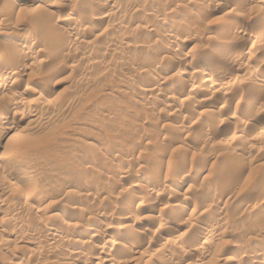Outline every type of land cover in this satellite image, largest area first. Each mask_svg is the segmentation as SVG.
I'll return each instance as SVG.
<instances>
[{
  "label": "rangeland",
  "instance_id": "rangeland-1",
  "mask_svg": "<svg viewBox=\"0 0 264 264\" xmlns=\"http://www.w3.org/2000/svg\"><path fill=\"white\" fill-rule=\"evenodd\" d=\"M46 1L0 0V264H264V41L252 40L264 39V0ZM66 16L75 24L58 29ZM191 63L215 81L186 75ZM178 214L188 227L158 230ZM127 215L130 228L118 223ZM89 228L117 243L84 239ZM135 241L145 255L133 261Z\"/></svg>",
  "mask_w": 264,
  "mask_h": 264
},
{
  "label": "bare ground",
  "instance_id": "bare-ground-1",
  "mask_svg": "<svg viewBox=\"0 0 264 264\" xmlns=\"http://www.w3.org/2000/svg\"><path fill=\"white\" fill-rule=\"evenodd\" d=\"M35 0H33V2H34ZM39 1V0H38ZM43 2H44V0H42ZM46 1V0H45ZM49 1V0H48ZM48 1H46V3H48ZM25 2V1H24ZM20 3V2H19ZM34 3H37V2H34ZM45 3V2H44ZM43 3V4H44ZM24 4V3H23ZM33 4V3H32ZM50 4V3H49ZM14 5V4H13ZM101 5V4H100ZM221 5V4H220ZM16 7H21V5H19L18 3L15 5ZM23 6V5H22ZM26 6H27V4H26ZM33 6V5H32ZM105 6H106V4H105ZM105 6H102V9H106L105 8ZM108 6H109V4H108ZM228 6V5H227ZM227 6L224 4V5H222V7L220 8V10H221V12H222V10H227ZM25 7V6H24ZM42 7V6H41ZM45 7V6H44ZM52 7H53V4H52ZM67 7H69V6H67ZM67 7L66 6H64V4H63V6L60 8V10L61 11H66V12H68V10H67ZM126 8V7H125ZM150 8H152L151 7V5H147V6H145V10L146 11H149L148 9H150ZM16 9V8H15ZM37 9H39V6H37ZM41 9V8H40ZM44 9V8H43ZM19 10H20V8H19ZM25 10V9H24ZM34 10V9H33ZM36 10V9H35ZM151 10V9H150ZM13 11H14V9H13ZM101 11H103V10H101ZM154 11V10H153ZM159 11V10H158ZM228 11V10H227ZM144 12V11H143ZM155 12V11H154ZM95 13V12H94ZM123 13V12H122ZM121 13V14H122ZM70 14V13H69ZM155 14V13H154ZM227 14H228V12H227ZM227 14H223L224 16H226ZM93 16H94V14H93ZM159 16V15H158ZM170 16V15H169ZM71 17V16H70ZM69 16H66V17H64V18H60V17H58V19H57V24H58V26H59V28L58 29H61V30H64L66 27H68V26H71V25H73V24H75V20L73 19V18H70ZM96 17V16H95ZM103 17V16H102ZM154 18V17H153ZM157 18V17H156ZM163 19V18H162ZM165 20H167V19H165ZM93 21V20H92ZM99 21V20H98ZM164 22V21H163ZM96 24V23H95ZM234 24V23H233ZM167 25V24H166ZM192 25V24H191ZM194 26V25H193ZM246 26V25H245ZM87 28V27H86ZM192 28V26H189L186 30L187 31H185L186 33H184V34H186V35H189L190 34V32H191V29ZM235 30H234V33L233 34H235L234 36L235 37H238V39L239 38H243V36H246L247 37V35L246 34H248L247 32H246V30L244 29V28H242V26L241 27H239L238 25L236 26L235 25ZM68 29H69V27H68ZM89 29H91V31H95L96 29H97V27L95 26V25H91L90 27H89ZM17 30V29H16ZM75 30V29H74ZM73 30V31H74ZM18 31V30H17ZM72 31V30H71ZM79 31V30H78ZM85 32V31H84ZM127 33V32H126ZM262 34V33H261ZM2 35V34H1ZM16 35V34H15ZM186 35H184V37L183 38H185V36ZM260 35V34H259ZM258 34L255 36V37H253L252 38V40H254V42L253 43H258V42H262V41H264V39H263V37L261 38L260 36H259ZM163 36V35H162ZM191 36V35H190ZM232 36V35H231ZM250 36H252V35H250ZM262 36H264V35H262ZM67 37V36H66ZM170 37V36H169ZM192 37V36H191ZM68 38V37H67ZM66 38V39H67ZM117 38V37H116ZM186 38H188V37H186ZM225 38V37H224ZM233 39H235L234 37H232ZM60 39H62V38H60ZM171 39H173V38H171ZM170 39V40H171ZM189 39V38H188ZM188 39H186L187 41H185V43H187L188 41H190V40H188ZM228 39V38H227ZM229 39H231L230 37H229ZM238 39H236V40H238ZM244 39V38H243ZM248 39H250V38H248ZM26 40V39H25ZM109 40V39H108ZM111 40V39H110ZM183 40V39H182ZM241 40V39H240ZM245 40V39H244ZM247 40V39H246ZM58 41H60V40H58ZM63 41V40H62ZM60 42L59 44H63V42L65 41H63V42ZM68 41V40H67ZM117 41L118 40H116V41H113V43L115 42L116 44H118L117 43ZM172 41V40H171ZM184 41V40H183ZM231 41H232V39H231ZM26 42V41H25ZM66 42V41H65ZM110 42V41H109ZM119 42V41H118ZM191 43L193 42V41H190ZM189 42V43H190ZM29 43V42H28ZM58 43V42H57ZM68 43V42H67ZM102 43V42H101ZM26 44V43H25ZM103 44V45H102ZM101 45H102V47L104 46V44L105 43H102ZM106 44H108V43H106ZM172 44V43H171ZM174 44V43H173ZM176 44H177V42H176ZM184 44V43H183ZM228 44V43H227ZM98 45H99V43H98ZM108 45H110V44H108ZM108 45H105L106 47H107V49H108ZM175 45V44H174ZM231 45V44H230ZM23 46V45H22ZM27 46V45H26ZM30 46V45H29ZM57 46V44L54 46V47H56ZM34 47V46H33ZM99 47H100V45H99ZM110 47H111V45H110ZM23 48V47H22ZM26 48V47H25ZM60 48V47H59ZM101 48V47H100ZM31 49H33V48H31ZM53 50H51L50 52H47V54H45V55H50V54H52V53H54V51H56V49L55 48H52ZM58 49V48H57ZM106 48H104V50H105ZM27 50V49H26ZM59 50V49H58ZM160 50V49H159ZM221 51V50H220ZM21 52V51H20ZM158 52V51H157ZM157 52H156V50L154 51L153 50V53H152V57L153 56H156V54H157ZM178 52V55L180 56V58H182V59H187V57H189L188 56V53H186V52H184V50L182 49V50H178L177 51ZM209 52V51H208ZM226 52V51H225ZM40 53H42V52H40ZM158 53H160V51L158 52ZM211 53H213V52H210L209 54H207V53H204V55H202V58H204L205 60L207 59V60H209V62L211 61H215V58L218 56H214V55H216V54H211ZM215 53H218V52H215ZM221 53V52H220ZM14 54V53H13ZM16 54V53H15ZM122 54V53H121ZM20 55H21V53H20ZM223 55V54H222ZM19 56V55H18ZM124 56V55H123ZM179 56H176V57H179ZM219 56H220V54H219ZM50 57H51V55H50ZM192 57V56H191ZM190 57V58H191ZM221 57L222 56H220L219 58L221 59ZM128 58V57H127ZM179 58V59H180ZM189 58V59H190ZM224 58V57H223ZM227 58V57H226ZM13 59V58H12ZM18 59V58H17ZM48 59V58H47ZM124 59V58H123ZM131 59V58H130ZM204 59H202L203 61H204ZM175 60V59H174ZM178 60V59H177ZM198 60V59H197ZM202 60H199V61H202ZM221 60H223V59H221ZM221 60H219V61H221ZM232 60V61H231ZM12 61H14V60H12ZM117 61V60H116ZM141 61V60H140ZM182 61V60H181ZM186 61H188V60H186ZM202 61V62H203ZM16 64H14V67H13V69H12V75L10 76V77H7L6 79H5V81H6V83L8 84V83H10L11 81H12V79H14L13 77H14V75H16L17 74V72L18 71H16V70H19L20 71V67H21V65H20V63L18 62L17 63V61H14ZM137 62V61H136ZM185 62V61H184ZM204 62H206V63H208V61H204ZM217 62H218V59H217ZM230 62H233V64H235V62H236V60H234L233 58H231L230 59ZM229 62V63H230ZM147 63V62H146ZM140 63L139 62V64H138V62H137V64H138V67H139V69L140 70H149V69H151L152 68V65L153 64H151V66L150 65H148L149 63ZM181 63V62H180ZM198 63V62H197ZM200 63V62H199ZM134 64V63H133ZM136 64V63H135ZM13 65V64H12ZM16 65V66H15ZM34 65V64H33ZM158 65V64H157ZM202 65V64H201ZM74 66V65H73ZM110 66V65H109ZM133 66V65H132ZM108 67V66H107ZM137 67V66H136ZM154 67H155V65H154ZM191 67H192V69H191V72H190V74H186V75H188V76H191L192 77V75H194L195 76V74H196V76L197 75H199L200 76V78H202V79H205L204 81H207V82H209L210 80H211V77H212V75L210 76L209 75V73L207 74L205 71H204V69L205 68H207V67H200V64L199 65H195V63H191ZM105 68V67H104ZM224 68H226L225 66H224ZM27 69H28V67H27ZM106 69V68H105ZM134 69V68H133ZM137 69V68H136ZM220 70H222L221 68H219ZM9 70V69H8ZM208 70V69H207ZM108 71V70H107ZM151 71V70H150ZM227 70H225V72L224 71H220V72H217V77H218V80L217 81H225L226 80V75H228L227 74V72H226ZM109 72V71H108ZM25 73V72H24ZM231 73V72H230ZM184 74V73H183ZM212 74V73H211ZM18 75V74H17ZM22 75V74H21ZM137 76V75H136ZM210 77V78H209ZM41 78V77H40ZM199 78V79H200ZM42 79V78H41ZM213 79V78H212ZM42 81V80H41ZM213 81H215V79L214 80H212V81H210V82H213ZM5 83V82H4ZM13 83H15V82H13ZM123 83V82H122ZM120 84H121V82H120ZM119 84V85H120ZM5 85V84H4ZM12 85V84H11ZM122 85V84H121ZM124 85V84H123ZM14 86H15V84H14ZM157 85L156 84H154V85H151L150 86V89H149V91H148V89H147V91H146V93H149V92H151L152 93V91H154V90H156L158 87H156ZM11 87V86H10ZM31 88V87H30ZM29 88V89H30ZM114 88V87H113ZM120 88V87H119ZM119 88H117V89H119ZM116 89V90H117ZM28 90V89H27ZM121 89H119V91H120ZM201 90V89H200ZM30 91V90H29ZM32 91V90H31ZM30 91V92H31ZM115 91V90H114ZM123 91V90H122ZM121 91V92H122ZM204 91V90H203ZM34 92V91H33ZM117 92V91H116ZM201 92V91H200ZM35 93H37V92H35ZM202 93V92H201ZM196 94V93H195ZM198 95H199V93H197ZM194 95V94H193ZM195 96V95H194ZM147 98V97H146ZM150 98V97H149ZM218 100V99H217ZM225 100V99H224ZM223 100V101H224ZM148 101V100H147ZM221 99H219V101H216L215 103H216V105L217 106H221V109H222V107H223V104H225L224 102H223ZM227 101V100H226ZM228 102V101H227ZM226 102V103H227ZM215 105V104H214ZM227 105V104H226ZM225 106V105H224ZM147 107H149V105L147 106ZM173 107V106H172ZM216 107V106H215ZM7 108H9V107H7ZM7 108H5V107H3L2 108V111L3 112H7L8 113V111H9V113H10V111H11V109L10 110H8ZM15 109V108H14ZM172 109V108H171ZM173 110V109H172ZM142 111V110H141ZM31 113H34L33 111H31ZM5 114V113H4ZM36 114V113H35ZM33 115V117H35L36 118V115ZM190 114V113H189ZM7 115V114H6ZM175 115V114H174ZM191 115L192 114H190V116H185V120H186V122H190L191 123ZM38 117H39V115H38ZM37 120V119H36ZM53 122V121H52ZM185 122V121H184ZM183 122V123H184ZM192 122H193V120H192ZM217 124V123H216ZM215 124H213V126H214ZM218 125V124H217ZM248 125H251L250 123H248ZM179 128V127H178ZM177 128V131H179L180 130V133H181V130L182 129H178ZM182 128V127H181ZM183 133V132H182ZM4 135V134H3ZM3 135H0V141H1V139H3ZM182 135V134H181ZM13 136V135H12ZM206 136V135H205ZM203 138V137H202ZM179 140H181L180 138H179ZM205 140V139H204ZM2 143V142H1ZM120 143V142H119ZM190 147H192V146H190ZM126 148V146H124L122 143L121 144H114V145H112L108 150H107V152L105 153V156H107V155H113V154H116V153H118V154H120V152H123L124 151V149ZM131 149V148H130ZM129 149V150H130ZM117 155V154H116ZM143 156V155H142ZM115 157V156H114ZM241 171H244V169H242ZM44 184V183H43ZM46 184H48V183H46ZM45 185V184H44ZM27 187H28V189H29V187H31V184L30 183H27V185H26ZM50 186V185H49ZM46 187V186H45ZM145 187V189L146 188H148V186H144ZM150 187V186H149ZM47 188V187H46ZM166 188V187H165ZM44 189V188H43ZM64 188H59V190L58 191H61V190H63ZM66 189V188H65ZM30 190V189H29ZM50 190V189H49ZM131 190V189H130ZM144 190V189H143ZM36 191V190H35ZM96 193H97V195H99V196H102V194H104V192H105V190H103V189H99V187H98V189H96V191H95ZM230 192V191H229ZM86 193V192H85ZM108 193V192H107ZM161 193V192H160ZM231 193V192H230ZM16 193L14 192V193H11V194H9V195H7V198L5 199L7 202H15L16 201V195H15ZM105 194H106V192H105ZM68 195V194H67ZM229 196H230V194H228V192H224L222 195H221V197L222 198H224V199H222V200H226V199H229ZM53 197V196H52ZM64 197V196H63ZM47 198V197H46ZM231 198V197H230ZM65 199V198H64ZM42 201V200H41ZM58 201V200H57ZM228 201V200H227ZM5 202V201H4ZM7 202H5V203H7ZM43 202H44V200H43ZM4 203V204H5ZM49 204V203H48ZM2 205V204H1ZM8 205H10V204H8ZM7 205V206H8ZM5 206V205H4ZM182 205H180V207H181ZM40 207V206H39ZM39 207H37V208H33L34 210H39ZM43 207V206H42ZM180 207H178V208H180ZM7 208V207H6ZM44 208V207H43ZM182 208H184L183 206H182ZM182 208H180V209H182ZM33 210V211H34ZM40 210H41V208H40ZM178 210V209H177ZM183 210V212L185 211H187V210H185V209H182ZM194 211V210H193ZM196 211V210H195ZM177 212H179V211H177ZM184 212V213H185ZM193 213L194 212H192V215H193ZM183 216V215H182ZM182 216L180 215V214H178L177 216H176V218L174 219L173 218V223L172 222H166L165 221V223L163 222V221H161V223L159 224V231H164L165 229H166V226H167V224H173V225H175L176 227H178V228H180L181 230H182V228L183 227H188L187 225H185V224H188V223H183V221L184 220H182ZM175 217V216H174ZM119 218H121L119 221H118V223L119 224H121V225H123V227H129L130 226V224L133 222V216H126V217H124V218H122V217H119ZM190 218V217H189ZM192 218V217H191ZM198 218H200V217H198ZM193 219V218H192ZM191 219V220H192ZM118 220V219H117ZM188 220V219H187ZM193 220H195V219H193ZM15 223H16V220L14 221ZM160 222V221H159ZM163 222V223H162ZM190 223V222H189ZM200 223H202V222H200ZM191 224V223H190ZM194 224H192L191 225V227L192 228H194L195 226L197 227L196 229H198L199 230V236L201 237V238H203V237H208V236H215V231H216V229H217V225H216V227H215V225H213V224H203V225H199L198 223L195 225V226H193ZM131 226H133V225H131ZM130 228V227H129ZM216 228V229H215ZM195 229V228H194ZM193 229V230H194ZM179 231V232H177V236L176 237H174V239L175 240H180V238H182L183 237V233H182V231ZM191 230V229H190ZM85 231V230H84ZM55 234L54 235H56V233L58 234V232L57 231H55L54 232ZM186 233V232H185ZM198 233V232H197ZM84 239L85 238H87V239H89V240H94V239H98V240H102V241H105V244H113V245H115V243H117V236H114V235H112V234H110L108 231H102V229H98V228H89V229H87L85 232H84ZM188 235V234H187ZM186 235V236H187ZM82 236V235H81ZM20 237V239H25V236L24 235H20L19 236ZM180 237V238H179ZM187 238V237H186ZM173 239V240H174ZM198 240V239H197ZM200 240V239H199ZM44 241V240H43ZM84 242H86V241H84ZM166 242H167V240H166ZM173 242V241H172ZM171 243V242H170ZM193 243V242H192ZM85 244V243H84ZM172 244V243H171ZM193 245V244H192ZM191 245V246H192ZM196 245V244H195ZM194 245V246H195ZM163 246H164V244H162V246H161V248H163ZM190 246V247H191ZM144 247V246H143ZM150 247V246H149ZM165 247V246H164ZM197 247V246H196ZM196 247H191V251H198V249L196 248ZM148 248V247H147ZM167 249V248H166ZM200 249V248H199ZM104 250V249H103ZM143 249H142V247H141V244H140V242H137V241H135L134 243H132V244H129L127 247H126V252H127V254H128V257L131 259V260H137V259H140V256H142L143 257V255H145L144 253H141V251H142ZM145 251H146V248H145ZM148 251V250H147ZM146 251V252H147ZM156 251V250H155ZM145 252V253H146ZM147 255V254H146ZM77 257H79V258H83V257H81V253H78L77 255H76ZM258 256H264V254L262 253L261 255L259 254ZM111 257V256H110ZM41 258H42V255L41 254H35L34 256H33V259L34 260H41ZM107 258H109V255H107ZM101 262H104V261H102V260H100ZM106 261H109V259H106Z\"/></svg>",
  "mask_w": 264,
  "mask_h": 264
}]
</instances>
